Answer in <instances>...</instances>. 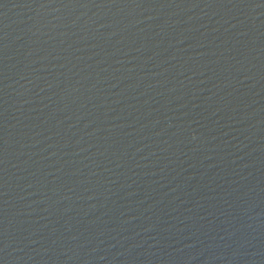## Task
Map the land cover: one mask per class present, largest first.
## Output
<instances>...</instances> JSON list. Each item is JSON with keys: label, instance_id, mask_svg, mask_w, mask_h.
Masks as SVG:
<instances>
[{"label": "water", "instance_id": "95a60500", "mask_svg": "<svg viewBox=\"0 0 264 264\" xmlns=\"http://www.w3.org/2000/svg\"><path fill=\"white\" fill-rule=\"evenodd\" d=\"M0 264H264V0H0Z\"/></svg>", "mask_w": 264, "mask_h": 264}]
</instances>
